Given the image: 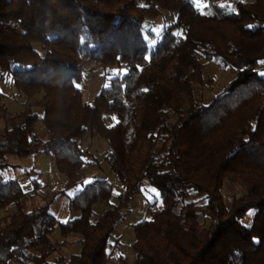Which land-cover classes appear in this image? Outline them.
I'll return each instance as SVG.
<instances>
[{
  "label": "trees",
  "instance_id": "1",
  "mask_svg": "<svg viewBox=\"0 0 264 264\" xmlns=\"http://www.w3.org/2000/svg\"><path fill=\"white\" fill-rule=\"evenodd\" d=\"M164 10L176 18L151 27ZM203 59L236 72L207 104L197 97L211 82ZM89 62L127 72L89 101L79 86ZM7 78L24 97L41 95V111L0 105V264H109L110 240L147 184L161 200L133 226L134 264H264V0H0V84ZM87 135L109 145L102 160L125 187L118 203L107 178L83 175L101 166L82 147ZM40 154L67 179L26 208L40 182L29 193L7 177L20 168L8 156ZM226 180L246 189L230 206ZM59 195L77 213L61 222ZM57 226L80 237L68 261L50 260Z\"/></svg>",
  "mask_w": 264,
  "mask_h": 264
},
{
  "label": "rangeland",
  "instance_id": "2",
  "mask_svg": "<svg viewBox=\"0 0 264 264\" xmlns=\"http://www.w3.org/2000/svg\"><path fill=\"white\" fill-rule=\"evenodd\" d=\"M230 2L232 0H229ZM249 1V0H246ZM175 15V16H174ZM168 13V11H163L161 15L157 17L154 21V25L151 27H162L164 25L170 24L176 14ZM159 28V29H160ZM38 48V46L36 45ZM205 63L204 77L205 79H210L204 87L197 85V97L201 99L203 103H209L212 99L219 93H221L224 87L235 77V70L232 68L219 67L213 62L202 60ZM87 71L83 81L79 86L83 89L84 96L89 100L93 101L95 96L99 93L102 87L109 83V80L113 76H119V74H125L127 69L125 65H114L111 68L100 66L95 62H89L86 64ZM0 91L3 92L4 97L0 101V105H4L7 110V115L16 113L22 108L31 104L35 110L41 111L39 106L35 104V100L41 98V95H36L32 98H26L21 95L17 89L12 86L9 78L7 81L0 84ZM3 111L0 109V126L3 127L6 124V118L3 115ZM37 131L39 135L46 131V128L41 121L37 123ZM46 133V132H45ZM42 136V135H41ZM45 136V135H44ZM82 147L92 153L93 156L101 159V166H84L82 169L83 175L87 181L91 180L92 175L98 174L99 177L107 178L114 187V196L112 201L118 203V197L124 192L125 187L120 182L117 174L111 170L109 164L102 160L104 154L109 150V145L107 141L99 136H89L87 135L82 140ZM40 155L30 156V157H15L8 156V159L12 163H17L20 168L16 171L10 170L7 173V177H16L19 179L23 187L30 192L33 186L31 184V178H37L40 182V187L32 194L28 195L24 200V206L26 208H32L33 206L40 205L45 201L46 195L51 191L63 186L64 174L54 166V161L49 157L43 156L45 158L41 159ZM46 159V160H45ZM86 161L91 160L90 157L85 158ZM42 172L37 175L35 170ZM26 170H34L31 175L28 176ZM63 175V176H62ZM80 188H72L69 190L68 196L73 195ZM223 193L228 206L231 205L232 200L235 197H241L246 193L245 187L240 183H234L226 180L224 182ZM68 196L59 195L56 202L52 206V210L59 219V221H65L69 218L76 216V212L70 211L68 208ZM160 195L158 190L151 185H144L141 193L136 195L131 203L130 213L127 215L125 221L118 225L116 228L108 247V252L110 253L109 264H134V250L133 243L135 241V234L133 226L138 221L143 218L149 217V206L152 202L156 201L160 204ZM16 208L11 207L9 212L14 211ZM106 209L105 205H100L95 207V212L102 213ZM6 211H0V217L5 216ZM253 212H249L244 222L250 224L252 220ZM51 241L54 244L56 250L51 255L50 260L55 261L56 259L63 258L64 261H68L72 254L79 253L81 250V242L79 235L71 234L68 236H63L60 232L59 226L51 235ZM12 264H20L19 262H12Z\"/></svg>",
  "mask_w": 264,
  "mask_h": 264
},
{
  "label": "crops",
  "instance_id": "3",
  "mask_svg": "<svg viewBox=\"0 0 264 264\" xmlns=\"http://www.w3.org/2000/svg\"><path fill=\"white\" fill-rule=\"evenodd\" d=\"M45 132H46V131H45ZM45 132L42 133L41 135L44 136V135L46 134ZM40 156H41V157H40L41 159L45 158V157H43L44 155H42V154H40ZM49 159H50V158H49ZM45 160H46V159H45ZM54 166H56V165L54 164ZM38 170L41 171L40 169H38ZM41 172H42V171H41ZM58 172H59V170H58ZM62 176H63V175H62ZM63 178H64L63 180H64V182H65L67 178H66L65 176H63ZM27 190H30V189H27ZM77 191H78V190H77ZM77 191H76V192H77ZM76 192H75V193H76ZM1 211H3V210H1Z\"/></svg>",
  "mask_w": 264,
  "mask_h": 264
},
{
  "label": "snow or ice",
  "instance_id": "4",
  "mask_svg": "<svg viewBox=\"0 0 264 264\" xmlns=\"http://www.w3.org/2000/svg\"><path fill=\"white\" fill-rule=\"evenodd\" d=\"M249 27H251V26H249ZM143 91H145V92H146V91H148V90H147V89H143Z\"/></svg>",
  "mask_w": 264,
  "mask_h": 264
}]
</instances>
